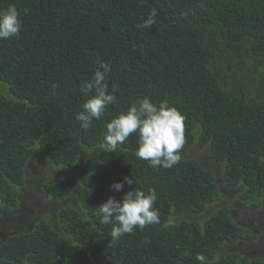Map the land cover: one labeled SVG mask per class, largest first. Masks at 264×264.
<instances>
[{"label":"trees","instance_id":"trees-1","mask_svg":"<svg viewBox=\"0 0 264 264\" xmlns=\"http://www.w3.org/2000/svg\"><path fill=\"white\" fill-rule=\"evenodd\" d=\"M10 5L22 29L0 40L8 86L0 93V261L200 264L201 253L219 255L218 264H264L263 237L238 219L239 205L264 200V0H0V10ZM152 13V28H137ZM101 60L111 63L117 102L84 130L79 89ZM144 96L186 117L181 160L170 169L136 157V133L115 153L99 148L107 123ZM37 159L59 171L39 182L57 208L15 229L8 223ZM126 176L135 183L114 190ZM136 188L156 190L160 223L112 243L98 207ZM243 242L248 254L232 249Z\"/></svg>","mask_w":264,"mask_h":264},{"label":"clouds","instance_id":"clouds-1","mask_svg":"<svg viewBox=\"0 0 264 264\" xmlns=\"http://www.w3.org/2000/svg\"><path fill=\"white\" fill-rule=\"evenodd\" d=\"M186 15V14H185ZM155 13H152L137 28L151 29L156 23ZM22 29L20 13L14 5L0 10V40L18 37ZM112 67L110 62L99 61L90 80L84 81L80 92L86 97L82 110L76 113L75 119L80 122L84 130L92 126L93 120H100L109 105L117 102L114 85L109 89L108 74ZM56 85H53V95L56 94ZM186 117L177 107L171 105L167 99L154 103L151 97H138L125 111L115 116L106 125L103 142L99 148L115 153L118 144H123L128 137L136 133L139 137L138 148L135 152L137 158L147 161L153 168L163 167L170 169L177 165L181 156L179 150L185 143ZM135 183V178L125 177L123 182L112 185L116 191ZM158 194L154 188L147 191L136 188L127 192L121 200L114 196L109 197L99 208L102 225L112 224L110 232L111 242L117 243L125 234L132 233L135 228L143 230L148 225L159 224V210L154 207ZM174 226L171 220L164 227ZM219 255L212 260L205 255L197 253L195 260L200 264H218ZM0 263L8 264L4 261ZM27 264V261H25Z\"/></svg>","mask_w":264,"mask_h":264},{"label":"rangeland","instance_id":"rangeland-1","mask_svg":"<svg viewBox=\"0 0 264 264\" xmlns=\"http://www.w3.org/2000/svg\"><path fill=\"white\" fill-rule=\"evenodd\" d=\"M7 90L8 86L4 82L0 81V93L7 96ZM189 154L191 158L202 159L205 157L204 153L199 152L190 151ZM32 161L33 163L31 166H29L27 171V181L23 187L19 188L23 208L21 212H17L14 216H17L18 218H12L8 223L10 227L16 225L15 229L20 228L22 224H24L23 228H28L35 217H41L47 213L48 209L50 208L53 211L57 208L56 202H45L42 192L39 188V182L45 178V174H49V176H55L56 172L58 171L57 168H53L50 163L47 161H41V159ZM220 170V168H217L216 172L219 173ZM67 173L68 172L65 171L63 174ZM238 209L241 212V215L238 219L244 224L243 227L259 231L263 237L262 240H264V200L260 206L254 207L252 204L246 203V205H239ZM251 246V243L243 242L232 245L231 247L234 251L248 254L252 249ZM258 248L259 249H257V253H262L264 255V242L259 244Z\"/></svg>","mask_w":264,"mask_h":264}]
</instances>
